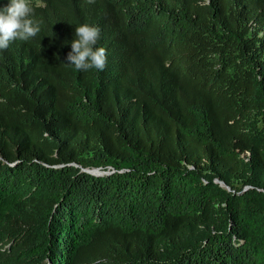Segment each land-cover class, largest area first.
Wrapping results in <instances>:
<instances>
[{"label":"trees","instance_id":"16d2710c","mask_svg":"<svg viewBox=\"0 0 264 264\" xmlns=\"http://www.w3.org/2000/svg\"><path fill=\"white\" fill-rule=\"evenodd\" d=\"M31 4L0 50V264H264V0ZM82 23L102 71L67 64Z\"/></svg>","mask_w":264,"mask_h":264},{"label":"clouds","instance_id":"9594fccd","mask_svg":"<svg viewBox=\"0 0 264 264\" xmlns=\"http://www.w3.org/2000/svg\"><path fill=\"white\" fill-rule=\"evenodd\" d=\"M40 32V23L34 18L31 0H7L0 4V50L7 49L16 40L28 41ZM98 26L82 23L75 27L67 64L77 70L102 71L106 65V50L97 46Z\"/></svg>","mask_w":264,"mask_h":264},{"label":"water","instance_id":"95a60500","mask_svg":"<svg viewBox=\"0 0 264 264\" xmlns=\"http://www.w3.org/2000/svg\"><path fill=\"white\" fill-rule=\"evenodd\" d=\"M85 171L94 173V174H105L107 173L106 171H103L99 168L93 169V170H88V169H84ZM216 181H218L222 186L227 187L229 190L231 189L224 181L217 179Z\"/></svg>","mask_w":264,"mask_h":264},{"label":"rangeland","instance_id":"374dc122","mask_svg":"<svg viewBox=\"0 0 264 264\" xmlns=\"http://www.w3.org/2000/svg\"><path fill=\"white\" fill-rule=\"evenodd\" d=\"M217 179H218V178H217ZM217 179H216V180H217ZM248 188H249V186H246V187H245V189H248Z\"/></svg>","mask_w":264,"mask_h":264}]
</instances>
